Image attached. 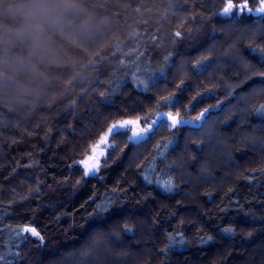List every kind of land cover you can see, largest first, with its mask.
Here are the masks:
<instances>
[{
	"label": "trees",
	"instance_id": "1",
	"mask_svg": "<svg viewBox=\"0 0 264 264\" xmlns=\"http://www.w3.org/2000/svg\"><path fill=\"white\" fill-rule=\"evenodd\" d=\"M52 1L0 0V254L8 264H264V112L255 111L264 92L238 99L264 89V77L215 58L236 42L241 59L264 71V15L216 18L221 0H64L86 13L65 11L68 22L111 25L86 43L40 17L22 32L17 7ZM255 26L260 32H250ZM197 60L214 63L201 73ZM233 90L212 109L207 141L201 127L160 119L138 142L128 131L111 137L98 173L83 175L77 162L110 126L166 111L193 119ZM233 101L238 112L220 114ZM213 132L227 150L211 152ZM251 133L262 147L249 145ZM169 178L166 191L159 185ZM18 223L34 226L44 247L30 234L16 239L9 228ZM176 234L184 243L168 248Z\"/></svg>",
	"mask_w": 264,
	"mask_h": 264
},
{
	"label": "rangeland",
	"instance_id": "2",
	"mask_svg": "<svg viewBox=\"0 0 264 264\" xmlns=\"http://www.w3.org/2000/svg\"><path fill=\"white\" fill-rule=\"evenodd\" d=\"M229 2H231L233 4V10H232L231 13H229L227 15H223L222 14L223 8L225 6H227V4ZM36 3L31 4L29 6H19V7H17V11H15L16 14L17 13L18 14H21L22 13V15L24 16V21L22 23H23V25H25V27L22 29V32L28 33L27 31H29V29H27V26L28 25H36V23H34L35 22V19H37L38 17H40L41 19H43V22H44L45 25H47V26L48 25H60V27L66 28V31H70L71 33H73L74 35H76L79 39L82 40L83 43H86V42L91 41L92 36L94 34L101 35L102 32H104V30H106L107 28H109V26L111 25V22L110 21H107L105 19H103V20H97L95 22V21H92L91 20L92 17H90V18H88L87 21H85V22L82 21L81 23L77 24V26H76V24L70 23L67 20H65L67 17H65L64 13H65V11L71 10L72 13L78 12L81 16H83L86 13H84L81 10L80 7L75 6V5L72 6L71 4H68L67 2H65L64 0H53L50 3L49 7L46 6L43 3H39V4H36ZM244 3H245V0H240L238 2H233V1H230V0H221L220 1V8L216 12V18L219 17V18H222V19H225V18L227 19V18H230V17H234V18L235 17H239V16L241 17L242 15H245V16L252 15V16L261 17V16L264 15V14H257L255 12L248 13L246 11H240L239 10V6L243 5ZM247 3H248V7H250V8L257 7L258 6V0H257V3L256 4H253V3L251 4V3L248 2V0H247ZM80 11H82V13ZM65 25H67V26H65ZM94 25H96V26H94ZM207 26L208 25H204V24L198 25L197 28L189 31V34H193L195 32L197 33V31L199 29L200 30H205L207 28ZM228 26H229L228 28H232V29L235 28V27H232L233 25H228ZM239 29H241V28H238L236 30H239ZM260 30H261L260 29V26H255L254 29L253 28H252V30L250 29V32H253V33L254 32H260ZM31 35L34 36V35H36V33L33 32ZM205 36H206V32L203 31L202 38L200 40L197 39L196 41H194V44L197 45V46L199 45L198 47L204 45V43L206 42L205 41ZM241 36H243V35H241ZM213 41H211V46H210V49L211 50L212 49L215 50L217 48V45L215 43H213ZM39 48H40L41 51H44L45 50V49H43V45H40ZM217 49L218 50H216V52H215L216 53L215 58L217 59V55L219 56L218 59H221V58L225 57L224 56V53L225 52L220 55L219 54L220 53L219 52V47ZM210 53H211L210 55L214 56V53H212V52H210ZM44 55H47V53L44 54ZM240 59H241V57H240ZM225 60H226V57H225ZM241 60L244 61L243 59H241ZM231 65L232 64H228L226 66V68L227 67L230 68ZM215 68L217 70H222L223 71V69L220 67L219 64L216 65ZM254 68L257 69V68H260V67L259 66L258 67L254 66ZM241 72H243V71H241ZM249 75L250 76H253V78H258V79L259 78L260 79L263 78V77H257L253 73H249ZM206 76H207V78H211V79L218 78V81L219 82L224 83V80L220 76H217L216 74H212L211 75L210 74V71L208 73H206ZM243 76H245V75H243ZM261 92H264V89L255 90L254 87H252L251 90H250V93H247V94H239L238 99L239 98H241V99L242 98L243 99H247V98L251 97L252 95H255L256 96L257 94H259ZM230 93L231 94H228V96L225 99H223L222 101L218 102L217 105H220L221 106V104H222L223 101L228 102V101H230V99L234 98V96L236 94V91L233 90ZM235 102L236 101H233L232 102L233 104H231L232 106H227L220 114H223L224 113V115H227L231 111H233V112L236 111L237 109H235V106H233V105H235ZM208 108L209 109H216L215 107H213V108L208 107ZM168 112L169 111H166V112H163V113L166 114ZM237 112H238V110H237ZM239 112H241L240 109H239ZM175 113H173V114H175ZM160 119H165L164 117H161V113L157 114L153 119H148V120H142L140 118H131L130 120L136 121V123L133 124V125H129L128 126L129 137L132 136V131L133 130H139L141 128L148 127L149 124L152 121H158ZM181 119L193 120L192 118H183L182 116H181ZM145 121H148V123L146 124ZM243 121H245V120H243V119L241 120L240 118L238 119V122H243ZM168 123L170 124L171 122L168 121ZM214 125H215V119L212 118L211 120H209V122L201 121V122H196L194 125H184V126L185 127H188L189 129L201 127L203 130L200 131V132L201 133H207V132H209V130H211L213 128ZM177 126H180V125H177ZM147 135H148V133H146L143 136H141L138 140H130V141L131 142H138V141L146 138ZM203 135L209 136V134L208 133L207 134H201L199 136L202 139H205L207 141V136H203ZM214 135H215L214 138L216 139V141H213L212 140L213 146L210 148L211 152H213V153H219L221 147L223 148V150L224 149L227 150L228 147H227V143L225 142V136L224 135L223 136H220V134H217V133H214ZM251 137L252 138H250V141H248L249 142V145H251L253 147H256L257 145L258 146H261V147L263 146V143L261 144V142H259L260 140L258 139V137L254 133H251ZM207 144H208V146H210L209 145V142H207ZM112 146H113V143L110 142V141L107 142V146H105L104 144L96 143V144H94V145L91 146L89 152L87 154H85L77 163L83 169V165L80 164V161L81 160H88V162L91 163V159L90 158H95L97 155H99V153L103 152L104 155L100 159V163H101V161L105 157L107 151ZM228 157H229L230 160H232V158H231V156L229 154H228ZM83 171H84V169H83ZM33 238L37 239L38 244L41 245L40 247H42V248L44 247L45 240H40L37 237H33Z\"/></svg>",
	"mask_w": 264,
	"mask_h": 264
},
{
	"label": "snow or ice",
	"instance_id": "3",
	"mask_svg": "<svg viewBox=\"0 0 264 264\" xmlns=\"http://www.w3.org/2000/svg\"><path fill=\"white\" fill-rule=\"evenodd\" d=\"M256 3H257V0H253V4H256ZM232 10H233V4L231 2H229L227 4V6H225L223 8L222 14L227 15V14L231 13ZM239 10L240 11H246L248 13L255 12L257 14H264V0H258V6L252 7V8L248 7L247 0H245V3L241 6H239ZM177 35H179V33H177ZM242 38H243V36L238 37L237 41H239ZM211 51L212 50L210 49L209 52H211ZM256 51H257L256 47H253V46L249 47V52L251 54L255 55ZM260 51L262 53H264V49H260ZM224 56L226 57V60H225L226 63L232 64L234 66H238L241 69V71H243V73L246 77L251 78L249 76V73H253L257 77H264V71L257 70L254 68L253 65H251L247 62H244L240 59L239 48L237 47L236 42H234L231 46H229L227 51H225ZM165 59H167V57ZM204 59L206 60L207 57H205ZM212 63H214V61H210L206 64L204 62V60H197L196 61V67L202 73L204 71H207V69L212 66ZM260 64H261V67L264 68V58H262L260 60ZM229 94H231V93H229ZM163 103L165 106H168L170 104V99L166 98ZM172 106L175 107V104H172ZM214 107L219 108L220 105H216ZM211 111H212V109L205 108L198 115H196L193 118V120L181 119V114L178 111L175 114H173L172 112H168L166 114L161 113V117L165 118V122L162 126L163 127L176 128L177 125H180V126L194 125L196 122H201V121L206 122L207 119L210 118ZM255 111L264 112V106H261V107L255 109ZM168 121H170L171 123L169 124ZM135 123H136V121L125 120L120 124H114L111 128L108 129V132L111 134L112 137H116V136H119L121 134L126 135V133L128 131V126L133 125ZM145 123L147 124L148 121H145ZM158 123H159V121H152L148 127H144V128L139 129V130H133L132 136L129 137V140H138L144 134L150 133V131H152ZM101 143L104 144L105 146H107V137L102 139ZM103 155H104V153L101 152L95 158H90L91 163H89L88 160H81L80 161V164L83 165V169H84L83 175L85 177H88L90 175L95 176L96 173H98V171L101 167L100 159ZM105 163H106V160H105ZM145 179L147 180V177ZM148 182L151 183L152 181L149 180ZM157 183H159V182H157ZM159 186L163 187L166 191H171L172 188L174 187V182L169 178L162 185H159ZM35 191L39 192V189H35ZM110 203L111 202L108 201V202H105L103 204H97L96 209L98 210V212H107L109 210ZM9 231L18 240L27 239L28 238L27 234H30L33 237H37L40 240H43V237L41 236L40 232H38L37 229L34 226H32L31 224L18 223L17 225L10 227ZM234 231H235V229L231 228V227L224 229L225 233H233ZM177 237H179V239H177ZM207 239L210 240L211 238L208 237ZM167 240H168V248L174 247L177 243H180V244L184 243L183 236L181 234L169 235L167 237ZM201 242L203 243L206 241L202 240ZM11 246L15 247L14 244H12ZM167 250L168 249H162L161 251H167ZM11 254L15 255L16 253H11ZM0 262H3V264H8V261H7V258L5 255L0 254Z\"/></svg>",
	"mask_w": 264,
	"mask_h": 264
},
{
	"label": "water",
	"instance_id": "4",
	"mask_svg": "<svg viewBox=\"0 0 264 264\" xmlns=\"http://www.w3.org/2000/svg\"><path fill=\"white\" fill-rule=\"evenodd\" d=\"M111 127H112V126H110L109 128H111ZM109 128H108V129H109ZM108 129H107V131H106L104 137L102 138V139H104L105 137H107V142L110 141V139H111V137H112L111 134L108 132ZM102 139H101V140H102ZM99 144H102L101 141L99 142Z\"/></svg>",
	"mask_w": 264,
	"mask_h": 264
}]
</instances>
